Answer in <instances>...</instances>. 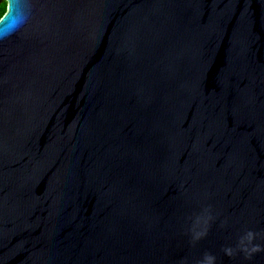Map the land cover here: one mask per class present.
I'll return each instance as SVG.
<instances>
[{"label":"water","instance_id":"water-1","mask_svg":"<svg viewBox=\"0 0 264 264\" xmlns=\"http://www.w3.org/2000/svg\"><path fill=\"white\" fill-rule=\"evenodd\" d=\"M0 264H264V0H7Z\"/></svg>","mask_w":264,"mask_h":264},{"label":"trees","instance_id":"trees-1","mask_svg":"<svg viewBox=\"0 0 264 264\" xmlns=\"http://www.w3.org/2000/svg\"><path fill=\"white\" fill-rule=\"evenodd\" d=\"M7 9V3L4 1L3 3H0V18L5 14Z\"/></svg>","mask_w":264,"mask_h":264},{"label":"flooded vegetation","instance_id":"flooded-vegetation-1","mask_svg":"<svg viewBox=\"0 0 264 264\" xmlns=\"http://www.w3.org/2000/svg\"><path fill=\"white\" fill-rule=\"evenodd\" d=\"M4 1H6V3H7V0H0V3H3ZM7 7H8V3H7ZM6 12H7V9H6ZM6 12H5V13H6ZM4 15H5V14H4ZM4 15H3V16H4ZM3 16H2V17H3ZM2 17L0 18V20L2 19Z\"/></svg>","mask_w":264,"mask_h":264}]
</instances>
